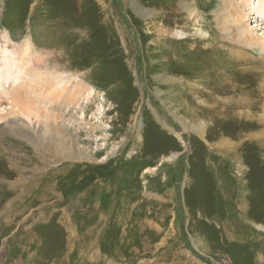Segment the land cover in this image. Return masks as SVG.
<instances>
[{"label":"rangeland","instance_id":"1","mask_svg":"<svg viewBox=\"0 0 264 264\" xmlns=\"http://www.w3.org/2000/svg\"><path fill=\"white\" fill-rule=\"evenodd\" d=\"M248 2L0 0V97L17 88L33 107L13 116L4 95L0 127L30 124L36 143L33 181L16 171L2 204L15 225L0 264H264V101L236 103L264 89L229 75L239 57L264 70V0ZM235 6L257 44L230 23ZM63 77L85 92L75 105L43 96ZM68 140L88 158L61 154Z\"/></svg>","mask_w":264,"mask_h":264},{"label":"bare ground","instance_id":"2","mask_svg":"<svg viewBox=\"0 0 264 264\" xmlns=\"http://www.w3.org/2000/svg\"><path fill=\"white\" fill-rule=\"evenodd\" d=\"M243 1H244L245 5H248L249 4L248 1H250V0H243ZM182 5H185V9L188 11L189 16H191L193 19H196V18L199 17V14H197L198 13L197 8H192L191 7V6H193V4L184 1V2L180 3V6H182ZM176 8H177V6H176ZM261 10L263 11V9H261ZM261 16H262V14H261ZM230 17H231L230 23H232V22L236 23L238 30L241 32L240 34L242 35V39H241L242 42H244L246 44H250V45L251 44H257L258 42H260L261 39L259 38V36L257 37V35H254L253 32L251 31L252 29L250 30V28H248V25H247L248 20L246 19L245 14L243 12H240V10L236 8V6H235V9L233 11H231ZM248 17H249V15H248ZM195 22H197V21H195ZM230 23H229V25H230ZM232 26L231 27L229 26L228 29L231 30V31H233V30L237 31V29L236 28H232ZM249 26H250V24H249ZM167 31L166 32L168 33V35L172 33V35L174 37H177L178 40L179 39H190L189 37L192 36V34L188 33L184 29H174V30L173 29H171V30L168 29ZM194 31H196V30H194ZM198 35H199V37L203 36L204 38H207L205 36L206 33L204 34L200 30L198 32ZM9 59H11L10 55H9ZM236 62H237V65L234 66L233 70L229 72V75L231 77L236 76L238 80H242L243 78H246V76H248V78L252 79V77L250 76V75H252L255 78L254 79L255 88L253 89L254 92H257L259 89H264V70H261L258 73H256V72H247L245 66L243 65V60L241 59V57H239V60H237ZM234 70H238V72H239L241 77H239L238 74H235ZM14 79L16 81V78H14ZM35 79H37V78L35 77ZM60 80H62L61 81L62 84H61V82L59 83L61 88L60 89L56 88L54 91L53 90L49 91V89L51 87V82H50V79L47 80L46 84L44 85L45 89H43L44 90L43 96L45 97V99L49 100V98L51 96V97H57L58 99H63L65 101V103L70 102L73 105L78 103V101L80 100L79 98H80L81 94L85 93L83 90L80 93V89H79L80 88V84H79V82H77L78 84L76 85V87H75L76 89L74 90L73 88H69V89L66 88V82H64V77L61 78ZM19 81H20V79H19ZM17 82H18V80L16 81V83ZM227 82L224 81V82H221V83H219V82H215V83L225 84ZM0 83H2V82H0ZM1 85L3 86V84H1ZM27 85L29 86L28 83H27ZM28 86H27V88H28ZM225 86H227V85H222V87L219 85L218 88H220L221 91L225 93V92H227L226 88L228 87L227 86L225 88ZM256 86H258V88H256ZM192 87L195 88V85H193ZM232 88H234V87H232ZM1 89H3V87L0 88V90ZM16 89H15V92H14L13 96L11 94L9 95L8 92H7V94L11 98L13 97L12 105L9 106V107H12V108L16 107L17 108L16 110L15 109H11L10 110V108H9V111L13 113V116H15L17 114L18 118H19V115L29 116L31 114V111H33L32 110L33 107L31 108L30 106L26 105V103L30 102V101H27L28 99L26 100L24 98V95H23L24 93L22 91H20V89H18V90H16ZM32 91L33 92L37 91V87L31 88L30 92L33 93ZM5 93H6V91H5ZM5 93H3V96H1V97L5 98V96H7V94L5 95ZM88 94H90V91H88ZM29 95H30V93H29ZM191 95L194 98L197 97V94L192 93ZM229 98L231 99V98H234V97L233 96L232 97L228 96L227 99H229ZM213 99L221 101L219 98H213ZM260 100L264 101L263 98H259V99L256 100L255 97L251 98L249 95H246V97H243L242 100H237L236 99V103H238V104L243 103L246 106H251V105H254L256 103H259ZM1 101L3 102V98L1 99ZM178 101L184 102V100L182 101V99H178ZM10 104H11V101H10ZM188 108L190 110L192 109L190 107H188ZM42 110L47 112L48 114L51 113L50 111L47 110L46 104H45V106L36 109V113H40V111H42ZM9 111H7V112H9ZM191 111H193L194 116H197L196 112L193 109ZM10 112H9V114H10ZM58 112L59 113H55L54 118L64 119L63 113H61L62 111H58ZM36 115H38V114H36ZM5 116L6 115H3V114L0 113V121L2 120V117H5ZM226 116H228V115H226ZM11 117H12V115H11ZM81 117H82V115H81ZM20 118L23 120L22 117H20ZM21 119H19V120H21ZM239 119L241 120L242 118H239ZM11 120H7L8 122H5V125L3 124L4 126L0 127V222L3 225L1 227V229H0V241L4 239V238L3 239H1V238L3 236H6L5 234L8 232V230L12 229L14 227V225H15V223H13L15 221V219L13 218V216L11 217V214L8 215V216L6 215L5 217L1 216L2 210L5 209V206L2 205V204H3L4 200L6 199L7 195L9 193H12L11 191L13 189H11V187L13 186L14 188H16V186L18 185V183L16 184V182L12 181L11 179L14 177L16 171L25 169V171H29L30 172V175L28 176V181L31 183L33 181L32 173L34 175V171H35V148H36L35 144L36 143H35L34 133H33L35 127L31 126L28 123L29 125H27L28 126V128H26L27 130L24 129L25 131L23 130V132H21L20 124H19L18 120H14V119L12 121ZM65 122L66 121L62 120V125H64ZM25 123H27V121H25ZM1 124H2V122H1ZM21 125H24V124L22 123ZM70 125L71 124L68 123V126H70ZM60 130H61V132H59L60 134H62V135H66L67 134L66 130L64 132H63L62 128ZM253 135H251V137ZM38 144L39 143H37V145ZM62 146L63 147H68L69 149H66L65 151L64 150L63 151L58 150V151L61 152V154H63L62 152H64L65 155L68 154V155H70V157L73 156V157L78 158L80 160H85V159L88 158L86 156L87 154L84 155L85 152L83 151V149L80 146L79 142H74V141L71 142L70 140H68V141H65V144H63ZM59 149H61V148H59ZM151 170L152 169H147L145 172H147V171L149 172ZM153 170H156V169H153ZM21 182H22V180H21ZM7 185H9L10 188L7 187V189L4 190V187L7 186ZM23 187H24L23 191L25 192V198L28 199L30 197V195L33 194V188L31 186L26 188L25 185ZM18 198H19L18 196H15L14 198L12 197V200L11 199H7V202H9V203L13 202L14 200H17ZM21 200L22 199L19 200V203L21 202ZM6 205H8V203ZM31 215L32 214L28 215L26 219L28 220L29 216H31ZM4 243L6 244V242H4ZM2 246L4 247V245H2ZM95 253H97V251L94 252V254Z\"/></svg>","mask_w":264,"mask_h":264}]
</instances>
